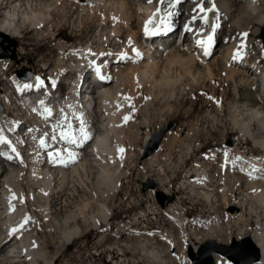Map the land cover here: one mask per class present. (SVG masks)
<instances>
[{
  "label": "bare ground",
  "instance_id": "obj_1",
  "mask_svg": "<svg viewBox=\"0 0 264 264\" xmlns=\"http://www.w3.org/2000/svg\"><path fill=\"white\" fill-rule=\"evenodd\" d=\"M179 6L181 7L178 8ZM201 6L205 9L214 7V11L201 13L199 11ZM76 8L87 18L100 23L103 32H108V36L103 38L106 42L111 39L112 34L113 41L118 43L120 30L123 28L127 32L125 43L123 46L119 45L115 51L105 48L101 51L93 50L89 45L75 55L74 65L69 68L73 72L71 76L68 72L64 74L66 69L61 66L57 72L55 71L53 78H47L51 86L55 83L57 86V81L62 76L69 75L67 79H69L70 87L64 99H57L54 95L55 91L52 90H46L47 93L41 98L32 99L31 96L25 95L23 88L45 84L41 72L34 74L29 80H26L24 76L14 77L12 88L18 93L14 92L15 96L9 85H6L5 93L0 92V136L7 141L0 144V178L3 176L2 180L0 179V220L4 229L0 233V264H40V262L53 264L49 256L44 254L45 250L37 240L41 228L34 212L29 208L28 200L37 198L39 211L48 219L51 215L48 212L49 199L56 189V184L63 190L73 177L78 178L82 173H91L93 170H97L100 173L99 176L108 173L113 151L117 150V148H111L113 145L110 147V138L116 136L118 128L127 121L125 117L130 119L133 113L128 111V108L132 107L130 103L124 98H119L121 82L135 78L140 84L155 89L160 87L161 81L164 80L163 85L170 87V83L174 82L173 79V82L170 81L173 68L179 67L193 77L199 64L207 74L212 75V70L221 63L218 56L223 59L226 66L229 64L233 78L241 75L243 79L248 80L256 66L255 64L248 66L246 63L249 58L248 30L257 11V0H179V2L177 0H0V40L14 38L15 34L19 35V28L16 25L18 22L21 26L28 25L35 30L41 29L47 26L53 15L66 9ZM205 15L207 22L202 18ZM135 18L141 21L139 34L135 30ZM173 28L177 33L183 32L180 43L176 45L174 41L169 40L168 36ZM209 35L213 37L212 47H209V44L199 43L207 39ZM219 39L221 45L216 48L215 44L219 42ZM206 48L208 54H205ZM8 49L6 48L7 55L10 54ZM215 50V57L211 59ZM94 58L102 64L100 70L107 75V79L91 88L86 87L81 92L76 85L82 77L84 79L89 73L91 74L89 61ZM1 61L0 63L4 66H0V78L3 76L5 67L7 68L6 60ZM45 66L43 70L47 71L51 64H45ZM258 69L256 67V71ZM160 71L164 75L156 80L155 74ZM196 75L198 79L202 72H197ZM244 75L248 77L245 78ZM196 78L194 80H197ZM250 82L251 85L255 82L259 83L260 96L263 95L260 102L264 103V75L262 80L253 76ZM26 85L31 87H25ZM161 88L163 89L160 87V90ZM22 97L24 100H21ZM12 99H15L18 104L12 103ZM18 106L19 112H24L22 119L28 116L31 121H34L35 127H31L29 120L22 123L13 122L9 114ZM220 109L218 112L221 111ZM232 112L233 130L239 133L243 140L251 139L253 144L264 152V104L256 110H250L249 118L245 121H238L235 110ZM117 113H121V118L117 119ZM254 124L260 128L257 135L251 129ZM84 133L87 134V138ZM62 134L75 139L76 143H69L67 139H62ZM41 141H44L43 145ZM189 149L192 151L191 147ZM69 153L74 154V160L69 159ZM155 157L156 154L152 156V158ZM205 160L207 164H194L186 172L188 179L183 187L189 186V191L204 200L209 208L213 209L217 203L234 208L236 210L234 214L226 213L224 216L227 242L231 239L232 227L238 229L239 240L249 239L246 231H250L251 241L247 240L255 247L259 256L258 261L250 264H264V154L261 158L248 160L243 154L235 157L232 149L224 145L221 150H213ZM179 161L182 162L181 157ZM26 180L32 186H38L37 190H31L27 195L21 186ZM165 193L164 195L169 194ZM41 200L46 203L41 204ZM101 202L99 210L94 212V215L91 214L90 219L86 214L87 210L91 209L90 203L85 204L74 217L67 218L71 219L74 227L64 235V238L62 237L66 243H73L90 227L102 230L100 227L102 223L109 224L110 210L106 200ZM152 211L156 210L150 209V215H154ZM166 211L170 212L168 214H179L177 203L170 205ZM168 214L166 213V217L169 216ZM26 217L28 222L24 223ZM254 217L255 225L252 226L250 220ZM168 218L182 232V248L179 254L175 256L171 253L176 245L175 236L172 233L163 235L162 232L158 234L159 236L157 235L159 237L157 239L165 255L153 249L145 251L144 247L143 252L160 264H167L168 260H165V256L171 260L175 259L177 264H182L185 259L184 264H191L186 257L187 246H193L195 251L210 238L206 237L204 240L194 236L191 239L184 231L186 223L182 219L174 218V216ZM67 219L63 221L62 226L67 227ZM78 219L81 220L82 227L77 226ZM219 219L216 215L206 225L201 226L197 223L196 226L210 234L220 225ZM59 223L55 220L51 223L55 232L59 230ZM12 229L17 231L9 234L8 232ZM107 231L104 229L102 232ZM134 233L137 232L133 231ZM137 236L139 239L142 237ZM152 240L154 235L148 234V241ZM11 242H14V246H9ZM157 242L153 244L156 245ZM209 242L212 243L213 251L210 258L213 264H236L226 256L223 257L220 248L222 244ZM231 245L225 246L232 250ZM118 248L120 249L119 246ZM200 249L196 253L188 252L189 258L191 259L190 254L195 257L200 256ZM119 251L123 252L122 249ZM245 253L237 255V264H249L251 259L246 263L238 261V258ZM124 257L123 255L119 258L120 263L128 264ZM202 258L208 262L206 257ZM192 264H194L193 261Z\"/></svg>",
  "mask_w": 264,
  "mask_h": 264
},
{
  "label": "rangeland",
  "instance_id": "obj_2",
  "mask_svg": "<svg viewBox=\"0 0 264 264\" xmlns=\"http://www.w3.org/2000/svg\"><path fill=\"white\" fill-rule=\"evenodd\" d=\"M59 13L53 15L46 24L47 26L41 29L35 30L28 25L21 26L18 22L16 25L20 34H15L14 38L0 40V60L1 62L6 60L7 64L0 78L2 94L5 93L6 85H9L14 95L12 79L26 77L25 74L28 72L31 73V78L39 72L42 78L44 77L43 79L53 78L57 70L63 66L62 68L66 69H63L64 74L68 72L71 76L73 72L69 68L74 65L75 55L85 48L82 45L79 49V43L86 44V47L90 45L91 49L99 51L103 48L115 51L119 45L123 46L125 43L127 32L123 28L120 30L118 43L113 41L112 34V40L109 39L106 42L103 38L108 36V32H103L100 23L87 18L78 8L66 9ZM252 20L247 36L249 58L246 64L256 66L253 68V75L248 80L246 75H244L246 79H243L241 75L233 78L229 64L226 66L223 59L218 56L221 63L212 70V75L207 74L199 64H197L193 77L180 70L181 68L175 67L170 75V81L174 80L173 84L170 83V87L164 86L163 80L161 90L160 87L150 89L149 86L140 84L135 78L121 82L119 98H124L130 103L132 107L128 108V111H133V113L130 119L123 122L121 126L123 128H118L116 136L110 138V147L113 145L111 148H117V150L113 151L112 163H108V173L101 176L97 170H93L92 175L82 173L78 178L73 177L63 190L56 184V189L49 199L50 210L48 212L51 215L48 219L44 213L39 211L37 198L28 200L29 208L34 212L41 228L37 240L45 250L44 254L49 256L53 264H121L119 258L123 255L128 264H160L145 255L142 248L144 247L145 251L153 249L165 255L157 239L158 234L160 232L163 235L172 233L175 236L176 245L171 253L175 256L179 254L182 248V232L168 218L169 216L178 217L177 219H182L186 223L184 231L189 238L192 239L194 236L201 239L210 238L195 251L193 246H187L186 257L191 264L192 260L188 252L196 253L206 242L214 241L230 246L231 242L248 239L239 240L238 229L232 227L231 239L227 242L224 216L226 213L234 214L236 210L230 206L224 207L220 203H217L213 209L209 208L204 200L189 191V186V188L187 186L184 188L183 185L188 179L186 172L194 164H207L205 159L211 155V152L216 149L221 150L224 145L232 149L235 157L243 154L248 160L261 158L264 154L251 139L243 140L240 134L233 130L231 121L232 111L235 110L238 121H245L249 118L250 110H256L264 104L260 102L263 95L260 96L259 83L250 84L253 76L262 80L264 75V47L260 39L264 21V0H257V11ZM134 25L139 34L141 21L135 18ZM175 34L173 30L170 34L171 40H174ZM12 41L15 42V48L12 46ZM71 42L73 44H70ZM220 45L221 40L219 39L215 47L218 48ZM6 48H9V55H7ZM181 54L184 53L181 52ZM215 54L216 50L211 55V59L215 57ZM2 64L0 63V66ZM45 64H51L47 71L43 70L46 68ZM256 67L259 68L257 71ZM197 72H202L198 79L196 78ZM22 73L24 74L20 75ZM162 75L164 73L161 71L155 74L156 80H159ZM195 78L197 80H194ZM58 87L60 86L57 85ZM11 102L18 104L15 99ZM18 109L19 106L15 107L14 111L9 114L13 122L22 123L29 120L31 127H35L34 121H31L28 116L22 119L24 112H19ZM218 109L221 111L218 112ZM119 118H121V113H117V119ZM168 124H172L173 127L166 134L159 150L154 153L156 157L152 158L153 154L147 159H141L145 140L152 132L165 128ZM258 128L256 124L251 126L255 135L260 132ZM179 157L183 163L179 161ZM214 170L216 171V165ZM103 177L105 181L102 180ZM150 182L155 185V188L145 190L144 186ZM23 183L21 186L25 195L31 190H37L38 186H32L27 180ZM158 192H168L169 194L165 193L167 196L172 194L175 196V201L170 205L177 203L179 214H168L170 212L166 210L170 205L165 206L164 209L161 208L156 198ZM105 200L110 210L109 224L102 223L100 225L102 230L90 227L87 232L84 231L82 237L76 238L73 243H66L63 239L64 235L74 227L71 219L67 218L74 217L85 204L90 203L91 209L86 212L87 218L90 219L91 214L94 215V212L99 210L101 201ZM43 203L46 202L41 200V204ZM150 209L156 210L151 212L154 215H150ZM216 215L220 218V225L214 232H211L212 234L196 226L197 223L201 226L206 225ZM65 219H67V227L62 226ZM53 220L61 222L56 232L51 227ZM255 220V217L251 218L252 226L255 225ZM77 226H83L79 219ZM104 229L108 231L102 232ZM133 231L137 233L133 234ZM246 232V236H249L248 240L251 241L250 231ZM148 234L154 235V240L149 242ZM137 235L142 237L139 239ZM155 241H158V244H153ZM10 245L14 246V242ZM117 245L123 252L119 251ZM247 252L238 258L239 262L246 263L253 258V252L250 250ZM165 260H168L167 264H177L173 258L171 260L165 256ZM185 261L186 259L182 261V264ZM40 264L44 263L40 262ZM199 264H208V262L203 259Z\"/></svg>",
  "mask_w": 264,
  "mask_h": 264
},
{
  "label": "water",
  "instance_id": "obj_3",
  "mask_svg": "<svg viewBox=\"0 0 264 264\" xmlns=\"http://www.w3.org/2000/svg\"><path fill=\"white\" fill-rule=\"evenodd\" d=\"M260 35H261L260 39H261L262 45L264 47V21H263V24L261 27ZM12 44H13V47L15 48V42L14 41H12ZM30 78H31V74L28 72L27 76H26V80H29ZM172 127H173L172 124H168L165 128H160L157 131H154L150 134V136L144 142V146H143V149L141 152V159H147L159 150L163 139L165 138L166 134L171 130ZM144 188H145V190L147 188L154 189L155 185L150 182L147 185H145ZM156 198H157V202L161 206V208H164L165 205H168L175 200L174 195L166 196L162 192H158L156 194ZM210 245L212 246V243L208 242V243H205L201 247V249L199 251L200 256L195 257L192 254H190V257H191L194 264H198L200 259L201 260L204 259L202 257H206L208 259V264H213V262L210 258V255H211L213 250L210 247ZM220 248L222 250L221 254L223 256H226L228 259H230L231 261H233L236 264H237V255H239L242 252H247L248 250H250L254 254V256L251 259V261L249 262V264L252 262L258 261V259H259L257 250L248 240H244L243 242H235L234 241L233 245H232V250L230 247H227L225 245L220 246ZM235 248L236 249L238 248V249L236 250Z\"/></svg>",
  "mask_w": 264,
  "mask_h": 264
},
{
  "label": "snow or ice",
  "instance_id": "obj_4",
  "mask_svg": "<svg viewBox=\"0 0 264 264\" xmlns=\"http://www.w3.org/2000/svg\"><path fill=\"white\" fill-rule=\"evenodd\" d=\"M177 2H179V0H177ZM199 11L201 12V13H206V12H208V11H214V7L213 8H210V9H205L203 6H201L200 8H199ZM170 15V14H169ZM204 20H205V22H207V16L205 15V16H203L202 17ZM145 31L147 32V28L145 29ZM246 35V34H245ZM212 39H213V37L211 36V35H209L208 37H207V43H211L212 42ZM199 43H201V44H203V43H205L204 41H200ZM205 54H208V51H207V48L205 49ZM25 87H31L30 85H26ZM47 111V110H46ZM49 114H50V112H49ZM125 120H127V117H125ZM69 127H71V125H69ZM81 132L83 133V128H81ZM84 135H85V138H87V134L86 133H84ZM53 138H55V137H53ZM61 138L62 139H67L68 140V142L69 143H76V140L75 139H72V138H69V137H67V136H64L63 134H62V136H61ZM3 143H7V141L2 137V136H0V144H3ZM44 144V141H41V145H43ZM13 151H15V149L13 148ZM121 151H123L122 149H121ZM74 154L73 153H69V159H72V160H74ZM28 222V218L26 217L25 218V221H24V223H27ZM23 227V224L21 225V228ZM14 232L15 231H17V229H14L13 230Z\"/></svg>",
  "mask_w": 264,
  "mask_h": 264
}]
</instances>
